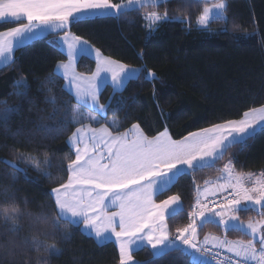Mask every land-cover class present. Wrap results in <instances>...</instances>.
I'll return each mask as SVG.
<instances>
[{"label":"trees","instance_id":"obj_1","mask_svg":"<svg viewBox=\"0 0 264 264\" xmlns=\"http://www.w3.org/2000/svg\"><path fill=\"white\" fill-rule=\"evenodd\" d=\"M205 4L208 3L168 0L157 9L139 8L118 18L71 24L65 30L115 61L142 68L140 78L128 80L120 92L112 94L108 86L102 90L100 104L108 107L104 117L92 126L106 125L112 132H121L138 124L148 136L166 129L177 140L214 124L238 120L245 111L264 105V0H226L228 23L214 20L201 29L196 25V16ZM150 10L161 14L167 10L169 16H179L185 22H160L156 30H150L143 19ZM16 25L17 22L0 23V31ZM60 33L63 32L19 47L14 61L0 68V200L7 195L15 201L13 205L0 203V211L16 207L22 213L16 232L9 230L11 221L4 224L0 219V264H119L118 250L112 242L97 244L79 226L65 222H61V232L55 236L39 235V250L31 243L38 235L36 217L55 215L54 201L48 193L67 181V163L74 159L67 140L79 126L65 123V109L70 116L76 102L61 90L63 80L53 78L49 83L46 79L58 61L66 60L49 42L52 35ZM93 68L92 60L80 57L78 71L89 74ZM148 72L155 73V78H146ZM18 80L26 81V96L16 95ZM52 95L56 97L55 104L46 100ZM82 111L97 116L88 109ZM29 157L50 159V167L41 164L42 171L50 175L38 171ZM230 159L237 173L264 171V130H258L245 144L228 147L213 166L179 175L169 189L156 197L157 201L172 195L180 197L182 210L166 220L170 238H175L177 228L193 222L190 213L195 209L197 186L217 180ZM238 213L245 218L264 217V209ZM65 230L70 233L67 240L62 235ZM207 235L234 241L250 239L242 231L225 230L222 225H198V241ZM47 246H55L59 254L50 255L44 250ZM132 257L137 264H190V258L179 251L154 258L147 247L136 250Z\"/></svg>","mask_w":264,"mask_h":264},{"label":"snow or ice","instance_id":"obj_2","mask_svg":"<svg viewBox=\"0 0 264 264\" xmlns=\"http://www.w3.org/2000/svg\"><path fill=\"white\" fill-rule=\"evenodd\" d=\"M167 2L168 0H121L120 3H113L112 0H0V21L7 18L26 20V23L17 27L0 31V67L13 62L14 49L23 46L26 41L46 36L48 30L64 31L62 37H54L52 44L62 55L65 54L66 46L68 61H58L46 79L51 83L53 78H62L65 83L61 85V90L70 97L74 96L76 100L71 108V115H68L67 109L64 112L66 124L79 125L67 141L74 148L75 159H70L67 163V181L51 188L48 193L54 201L55 215L51 218L47 214L36 217L38 235L32 238L31 243L37 250L42 247L39 235L55 236L57 232H61V222L76 226L83 220L85 228L90 229L98 241L107 240L109 235L116 237L120 264H129L133 259L132 251L144 247L145 241L147 245H151L154 258L179 251L190 258V264H212L207 255L201 254V248L195 241L198 226L195 219L186 227L177 228L178 235L175 239L168 234L165 217L182 210L179 205L180 197L173 195L156 203L153 196L167 190L179 175L192 169L213 166L228 147L245 144L258 130H264V105L245 111L242 119L190 132L182 140H173L167 130L149 138L138 124H132L130 129L115 135L105 125L94 128L91 125L104 117L108 107L99 103V84L107 83V74H110L115 94L123 89L128 80L139 79L142 68H129L110 57H103L99 48H92L87 40L65 31L71 24L108 17L118 18L124 12L145 7L157 9ZM183 2L191 4L199 3L200 0ZM226 9V0L204 7L196 16V24L201 29H206L214 20L226 25ZM143 19L153 31L160 22H185L179 16H169L167 10L163 14L156 10L147 11ZM185 19L191 23L190 17ZM221 30L227 31V28L222 27ZM57 39L59 44L56 43ZM93 53L97 62L95 72L91 76L77 73L76 61L82 56L91 58ZM146 78H155V73L148 72ZM15 87L16 95H27L26 81H16ZM46 100L56 103L54 95L46 97ZM82 109L95 112L97 116L86 115ZM7 111L9 109H5ZM109 123L118 127L115 122ZM29 159L38 171H42V163L51 166L48 158L43 161L38 157ZM3 162L17 167L11 161ZM220 171L217 181L223 180V183L205 181L208 187L203 189V194L207 196L227 192L226 202L220 205L219 210L208 207L207 203L201 204L202 210L190 213V216L202 218L199 220L200 227L204 223H213L252 236L247 242L218 237L212 239L216 241L214 247L226 248L229 253L240 257L242 264H264V233L261 232L264 220L245 224L239 222V217L235 215L237 211L264 209V171L259 175L251 172L237 173L231 159ZM42 174L50 175L47 171H42ZM246 179L251 182V187L245 185ZM197 192H201L199 186ZM14 202L7 195L0 200V203L7 205H13ZM197 202L199 203V196ZM110 206L118 208V211H107ZM21 214L20 209L8 207L0 211V219L4 224L11 221L9 230L16 232ZM62 235L65 240L70 237L66 230ZM257 237L259 248L256 247ZM207 242L206 236L204 243ZM44 250L50 255L60 252L55 246H47ZM204 252H209V249L205 248Z\"/></svg>","mask_w":264,"mask_h":264},{"label":"crops","instance_id":"obj_3","mask_svg":"<svg viewBox=\"0 0 264 264\" xmlns=\"http://www.w3.org/2000/svg\"><path fill=\"white\" fill-rule=\"evenodd\" d=\"M146 21V20H145ZM3 22H17L18 23V25H16V26H14V27H17V26H19V24H22V23H26V20H24V19H20V20H18V21H16V20H14V18H7L6 20H4V21H0V23H3ZM7 30V29H6ZM6 30H3V31H6ZM65 30H67V29H65ZM58 32H63V33H60V34H55V35H52V37L49 39V42L51 43V45L53 46V44H52V41H53V39H54V37L55 38H59V37H62L63 35H64V31H56V32H52L51 30H48V34H54V33H58ZM47 34V35H48ZM40 37H43V36H40ZM40 37H36V38H34V39H37V38H40ZM33 39V40H34ZM30 41H32V40H30ZM30 41H26L25 42V44H27L28 42H30ZM59 40L57 39L56 40V43L57 44H59ZM24 44V45H25ZM90 45V44H89ZM20 47H22V46H20ZM91 47L92 48H94L92 45H91ZM19 48V47H18ZM18 48H15L14 49V52H15V50L16 49H18ZM56 48V47H55ZM57 49V48H56ZM102 54V53H101ZM65 56H66V60H65V62L66 61H68V56H67V54H66V46H65V54H64ZM102 56L103 57H107V56H105V55H103L102 54ZM82 57H86V56H82ZM87 58H89V57H87ZM80 59V58H79ZM78 59V60H79ZM90 60H92L93 62H94V68H93V70H92V72L91 73H89V74H84V73H81L80 71H78V69H77V63H78V61H76V63H75V71L77 72V73H79V74H81V75H83V76H91L92 75V73L93 72H95V70H96V68H97V62H96V58H95V53H93V55H92V57L91 58H89ZM56 67V66H55ZM129 67V66H128ZM1 68V67H0ZM129 68H133V67H129ZM55 69V68H54ZM139 69V68H138ZM62 79V78H61ZM63 80V79H62ZM65 83V81L63 80V84ZM127 83V82H126ZM106 86H108V87H110V89H111V92H112V94H113V86H112V84H111V75L110 74H107V83H104V82H101L100 84H99V92H98V97H99V100H100V95H101V92H102V90L106 87ZM125 86V85H124ZM124 86H123V88H124ZM121 90H119V91H116L115 93H118V92H120ZM73 97V99L75 100V98H74V96H72ZM75 102H76V100H75ZM99 103H100V101H99ZM243 118V116L240 118V119H242ZM239 120V119H238ZM92 126V125H91ZM101 125H98V126H92V127H94V128H99ZM106 126V125H105ZM132 126V125H131ZM131 126L129 127V128H127V129H130L131 128ZM79 127V126H78ZM108 127V126H107ZM77 128V127H76ZM75 128V129H76ZM75 129H74V131H75ZM110 129V128H109ZM166 129H164V130H162L161 132H164ZM73 131V132H74ZM110 131H111V129H110ZM125 131V130H124ZM124 131H121V133L122 132H124ZM143 131V130H142ZM197 131H199V130H197ZM72 132V133H73ZM161 132H159V133H161ZM195 132V131H194ZM117 132H113V134L115 135ZM143 133H144V131H143ZM158 133V134H159ZM167 133H168V131H167ZM158 134H156V135H154V136H148V135H146L145 133H144V135H146L147 137H149V138H153V137H155V136H157ZM72 135V134H71ZM70 135V136H71ZM168 135H169V133H168ZM188 135V134H187ZM186 135V136H187ZM69 136V137H70ZM170 136V135H169ZM69 137H68V139H69ZM171 137V136H170ZM185 137V136H184ZM183 137V138H184ZM131 138V137H130ZM183 138H181V139H177V140H182ZM174 140V139H173ZM68 141V140H67ZM69 145V144H68ZM69 147H70V149L72 150V152H73V154H74V159H75V152H74V148L71 146V145H69ZM256 174H260V173H256ZM67 179H68V177H67ZM176 181V180H175ZM213 183H223V180H220V181H217V180H211ZM172 186V185H171ZM170 186V187H171ZM170 187H168L167 189H169ZM205 187H208V185H206V184H203L202 186H200V189H201V192L200 193H198L197 192V195H196V204H195V209H194V212H193V214L194 213H197V212H199V211H201L202 209H201V204H203V201H204V199H205V195L203 194V189L205 188ZM166 191V190H165ZM164 192V191H163ZM160 193H162V192H160ZM160 193H157V194H155L154 196H153V199H154V201L156 202V203H160V201H157L156 200V197L160 194ZM220 194H222V193H218L217 195H220ZM208 195H211V194H208ZM173 196V195H172ZM198 196H199V203L197 202V198H198ZM168 198V197H167ZM166 198V199H167ZM165 200V199H164ZM179 205L180 206H182V204H181V201H179ZM260 210V209H259ZM107 211H109V212H115V211H118V208H116V207H109L108 209H107ZM180 211V210H179ZM179 211H177V213L179 212ZM238 212V211H237ZM168 217H170V216H167L166 215V217H165V223H166V220H167V218ZM193 219H195L196 221H197V224L199 225V222H198V216H194L193 215ZM217 220H219V217H218V219ZM117 221H118V218H117ZM167 225V224H166ZM76 226H79L80 227V229H81V231H82V233H84L85 235H87V236H89V237H92L93 239H94V241L97 243V244H104V243H107V242H112L115 246H116V248H117V250H118V254H119V264H120V253H119V245H118V242H117V240H116V237L114 236V235H109V238L107 239V240H103V241H98L97 240V238L95 237V235H94V233H92L91 232V230L90 229H87V228H85V226H84V223H83V220H80V222H79V224L78 225H76ZM198 227V226H197ZM167 229H168V227H167ZM264 229V228H263ZM117 231H119V228H117ZM168 234H169V230H168ZM178 235V233H176V236ZM175 236V237H176ZM206 237V236H205ZM205 237H203L200 241H198V238H197V230H196V235H195V238L197 239V243H202L203 242V240L205 239ZM207 237H208V240H211L212 241V243L211 244H206V245H215V243H216V241H214L212 238L213 237H218V238H220V239H226L225 237H219V236H215V235H210V236H208L207 235ZM175 239V238H174ZM227 240H229V239H227ZM230 241H234V240H230ZM235 241H237V240H235ZM177 243H179V242H177ZM205 244H201V245H198V246H206ZM144 247H147L149 250H150V252L152 253V249H151V245H147V242L145 241V246ZM256 247L257 248H259L260 247V244L259 243H256ZM133 248H135V246H133ZM143 248V247H142ZM141 249V248H140ZM136 250H133L132 251V253L131 254H133V252H135ZM202 254V253H201ZM232 254H234V253H232ZM203 255H206L205 253H203ZM235 255V254H234ZM236 256V255H235ZM208 257V256H207ZM239 259H241L240 257H238ZM129 264H137V261L133 258L132 259V261H130L129 262Z\"/></svg>","mask_w":264,"mask_h":264},{"label":"built area","instance_id":"obj_4","mask_svg":"<svg viewBox=\"0 0 264 264\" xmlns=\"http://www.w3.org/2000/svg\"><path fill=\"white\" fill-rule=\"evenodd\" d=\"M227 194V192H224L219 196L207 195L204 199V204L207 203L208 207H215L217 210H219L220 205L226 202L225 196H227ZM205 248L209 249V252H207L206 254L209 256L212 264H242V259H239L234 254L229 253L224 248H216L214 246L208 245L202 248L203 252Z\"/></svg>","mask_w":264,"mask_h":264},{"label":"rangeland","instance_id":"obj_5","mask_svg":"<svg viewBox=\"0 0 264 264\" xmlns=\"http://www.w3.org/2000/svg\"><path fill=\"white\" fill-rule=\"evenodd\" d=\"M215 3H217V2H215ZM215 3H210V4H205L204 5V7H210V6H212L213 4H215ZM203 7V8H204ZM197 25V24H196ZM146 26H147V28L149 29V27H148V22L146 21ZM198 26V25H197ZM198 27H200V26H198ZM254 175H259V174H256V173H253ZM245 185L246 186H248V187H251V182L250 181H248L247 179L245 180ZM257 211V210H256ZM235 215H237L238 217H239V222H243V223H247V222H249V221H251V222H253V223H256V222H259V221H261V220H264V217L263 216H255V215H246V218H245V216L243 217V216H241V215H239V213L238 212H236L235 213ZM200 219H202L201 217H198V222H199V220ZM217 219H218V217H217ZM223 226V225H222ZM224 227V226H223ZM264 227H262L261 228V232L263 233L264 232V229H263ZM224 229H225V227H224ZM225 230H227V229H225ZM243 232V231H242ZM243 233H245V232H243ZM247 235V234H246ZM250 239H252V236H250V235H247ZM205 240V239H204ZM204 240H203V244H205L204 243ZM249 240V239H248ZM247 240V241H248ZM195 241H197V239L195 238ZM247 241H244V242H247ZM202 243H198V245H201ZM212 243V241L211 240H208V242H207V244H211ZM257 243H259L258 242V237H257ZM206 245V244H205ZM212 246V245H211ZM224 249H226V248H224ZM227 250V249H226ZM193 251H195V250H193Z\"/></svg>","mask_w":264,"mask_h":264},{"label":"water","instance_id":"obj_6","mask_svg":"<svg viewBox=\"0 0 264 264\" xmlns=\"http://www.w3.org/2000/svg\"><path fill=\"white\" fill-rule=\"evenodd\" d=\"M201 2H205V3H215V2H219V0H200ZM186 247V246H185Z\"/></svg>","mask_w":264,"mask_h":264}]
</instances>
